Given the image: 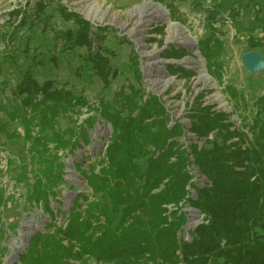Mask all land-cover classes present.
<instances>
[{"label": "trees", "instance_id": "trees-1", "mask_svg": "<svg viewBox=\"0 0 264 264\" xmlns=\"http://www.w3.org/2000/svg\"><path fill=\"white\" fill-rule=\"evenodd\" d=\"M45 7L44 2L37 3L38 18ZM60 12L79 26L77 32L65 33L67 43L87 49L88 62L107 87L110 59L103 55L107 47L95 46V39L105 29L91 31L88 20L63 5ZM208 18L209 22L218 20L217 12L209 13ZM26 22L23 15L19 26ZM198 44L209 72L221 80L224 41L212 29ZM181 52L172 48L164 56L180 58ZM138 64L137 56H132L134 76L141 81ZM170 71L185 69L172 66ZM237 93L231 87V96L239 102ZM12 94V104L5 110L9 121L23 128L24 135L17 136L24 138V145L33 140L27 149L33 160L48 153L41 161L43 176L37 178L29 197L44 202L45 211L55 219L49 196L64 182L63 163L55 158L57 150L90 140L84 127L60 130L58 118L80 112L89 103L69 90L55 88L52 81L41 84L30 73ZM255 106L257 113L245 125V132L234 125L230 114L197 100L189 115L190 131L204 141L202 145L192 143L189 151L179 140L184 125L179 121L169 125L171 115L156 94L129 85L115 94L113 102L101 101L97 110L111 123L113 132L105 157L98 163L100 169L93 163L82 170L94 199L78 195L66 226L35 237L23 255L24 262L72 264L70 259L89 256L111 264H264V93ZM191 156L209 178L210 186L197 187L199 199L192 201L208 222L197 227L191 241L180 242L178 232L185 224V215L179 209L167 214L165 205L178 203L189 194Z\"/></svg>", "mask_w": 264, "mask_h": 264}, {"label": "rangeland", "instance_id": "rangeland-1", "mask_svg": "<svg viewBox=\"0 0 264 264\" xmlns=\"http://www.w3.org/2000/svg\"><path fill=\"white\" fill-rule=\"evenodd\" d=\"M40 1L46 7L38 18L36 10ZM208 2L213 8H207ZM153 4L161 5L167 16L160 17ZM62 5L88 20L91 31L105 29L100 32L102 38L95 39V46L107 47L103 51L110 59L107 87L88 62L87 49L67 43L65 33L77 32L79 26L74 20L64 19L60 12ZM213 11L217 12L218 20L209 22L208 15ZM23 15L27 22L19 26ZM169 21L187 30L191 44L184 42ZM212 29H216L226 48L221 56L224 66L221 80L209 72L198 44ZM11 33L13 36L9 38ZM258 41V45H252ZM172 48H179L183 56H164ZM249 51L258 52L264 60V0H0V264H26L23 255L33 239L41 232L53 233L59 227L64 228L78 195L94 199L82 170H88L93 163L100 169L98 163L105 157L113 132L111 123L97 108L101 101L113 102L122 87L128 89L134 85L159 96L171 115L169 125L175 121L184 125L185 132L179 140L189 151L192 143L202 145L204 141L190 131L189 115L197 100L230 114L234 125L247 132L245 125L257 113L255 102L264 93V64L258 70L246 68L243 56ZM132 56H137L141 81L134 76ZM194 60L199 63L194 64ZM172 66L185 71L173 73ZM27 73L41 84L52 81L55 88L69 90L89 103L80 112L75 110L58 118L60 130L84 127L90 140L88 143L81 140V145L72 149L57 150L61 158H55L63 163L64 182L49 196L55 219L45 211L44 202L32 201L29 197L37 178L43 176L41 161L48 153L33 160L27 150L33 140L28 139L24 145V138L17 136L24 135L22 126L9 121L5 110L12 104L10 99L15 87ZM231 87L239 93V102L231 96ZM261 117L264 119V112ZM64 139L68 141L69 134ZM191 159L189 194L178 203L165 205L167 214L179 209L185 215V224L178 232L180 242L191 241L197 227L208 222L204 212L192 201L199 199L197 187L210 186L209 178L193 156ZM86 207L85 204L83 209ZM70 262L111 264L97 262L89 256L70 259Z\"/></svg>", "mask_w": 264, "mask_h": 264}, {"label": "bare ground", "instance_id": "bare-ground-1", "mask_svg": "<svg viewBox=\"0 0 264 264\" xmlns=\"http://www.w3.org/2000/svg\"><path fill=\"white\" fill-rule=\"evenodd\" d=\"M151 6L154 8L155 12L160 17H166L167 16L166 10L161 5L153 4ZM169 23H170V27L176 29L179 32V34L182 35L185 43L191 44L192 38H191L190 34L187 32V30L182 25H179V23H175V22H171V21H169ZM193 63L198 64L199 61L194 60ZM205 81L210 82L211 79H205Z\"/></svg>", "mask_w": 264, "mask_h": 264}, {"label": "water", "instance_id": "water-1", "mask_svg": "<svg viewBox=\"0 0 264 264\" xmlns=\"http://www.w3.org/2000/svg\"><path fill=\"white\" fill-rule=\"evenodd\" d=\"M243 62L245 67L250 70H258L264 64L262 56L256 51L245 53L243 56Z\"/></svg>", "mask_w": 264, "mask_h": 264}, {"label": "built area", "instance_id": "built-area-1", "mask_svg": "<svg viewBox=\"0 0 264 264\" xmlns=\"http://www.w3.org/2000/svg\"><path fill=\"white\" fill-rule=\"evenodd\" d=\"M207 8H213V5L210 3V2H208V4H207ZM228 19H230V17H227ZM226 18V19H227ZM193 226H195V225H193Z\"/></svg>", "mask_w": 264, "mask_h": 264}]
</instances>
